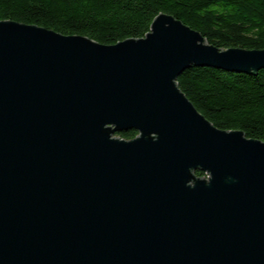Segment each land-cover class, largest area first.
I'll return each mask as SVG.
<instances>
[{"label": "water", "instance_id": "1", "mask_svg": "<svg viewBox=\"0 0 264 264\" xmlns=\"http://www.w3.org/2000/svg\"><path fill=\"white\" fill-rule=\"evenodd\" d=\"M192 66L256 75L264 50L166 14L110 46L0 21V264H264V142L197 111Z\"/></svg>", "mask_w": 264, "mask_h": 264}, {"label": "trees", "instance_id": "2", "mask_svg": "<svg viewBox=\"0 0 264 264\" xmlns=\"http://www.w3.org/2000/svg\"><path fill=\"white\" fill-rule=\"evenodd\" d=\"M160 14L199 32L218 49L264 50V0H0V21L84 36L106 46L144 38ZM177 83L213 126L264 142V70L248 75L192 66ZM115 136L131 140L137 132Z\"/></svg>", "mask_w": 264, "mask_h": 264}]
</instances>
